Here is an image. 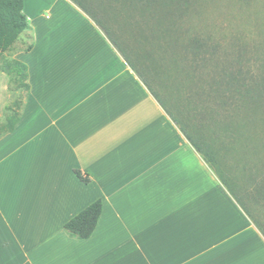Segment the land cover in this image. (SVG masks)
Returning <instances> with one entry per match:
<instances>
[{"label": "crops", "instance_id": "obj_1", "mask_svg": "<svg viewBox=\"0 0 264 264\" xmlns=\"http://www.w3.org/2000/svg\"><path fill=\"white\" fill-rule=\"evenodd\" d=\"M24 11L31 29L5 53L27 64L30 90L0 135V264H264L262 227L90 10ZM10 78L0 70V123L17 99ZM98 199L92 236L71 237L65 224Z\"/></svg>", "mask_w": 264, "mask_h": 264}, {"label": "rangeland", "instance_id": "obj_2", "mask_svg": "<svg viewBox=\"0 0 264 264\" xmlns=\"http://www.w3.org/2000/svg\"><path fill=\"white\" fill-rule=\"evenodd\" d=\"M83 1L264 230V97H243L264 89V0Z\"/></svg>", "mask_w": 264, "mask_h": 264}, {"label": "trees", "instance_id": "obj_3", "mask_svg": "<svg viewBox=\"0 0 264 264\" xmlns=\"http://www.w3.org/2000/svg\"><path fill=\"white\" fill-rule=\"evenodd\" d=\"M81 8L87 11L89 7L85 5L83 0H73ZM25 0H0V70L6 72L16 84L18 90L28 92L30 90V84L28 82V66L24 62L17 59H7L5 53L13 48V46L19 41L21 36L31 29L29 18L25 11ZM90 11H87L89 16L97 23V25L103 30L106 36L114 44L115 47L122 53L130 66L137 72L141 80L147 85L153 95L165 108L168 114L172 117L176 124L180 126V121L172 114V112L165 105L163 99L151 88L146 79L137 71L135 65L117 46L116 42L111 37L107 27L102 24L96 15ZM195 40L194 42H196ZM200 47V45H198ZM32 48V44L28 45L27 50ZM231 82V81H230ZM232 85H238L237 78L232 79ZM238 83V84H237ZM240 92V90H239ZM241 93V92H240ZM264 89L260 88L259 84L255 82L249 85V90L244 93V99L251 102H255L258 99L262 100ZM23 100L17 98L11 105L6 108V121L0 123V135L7 131H13L17 122L21 116V110L23 108ZM182 132L186 135L187 139L193 144V146L202 154L205 161L217 172L222 182L227 185V182L219 174L215 167V157L209 151H207L203 144L196 140V138L184 127L180 126ZM210 155H213L212 157ZM77 176L85 183H89L91 178L89 174L84 173L82 170H76ZM245 209V208H244ZM103 210V202L101 199L96 200L87 208L82 210L79 214L73 217L65 224L66 232L71 236L78 239H88L94 233ZM245 211L251 216L248 209ZM252 217V216H251Z\"/></svg>", "mask_w": 264, "mask_h": 264}]
</instances>
